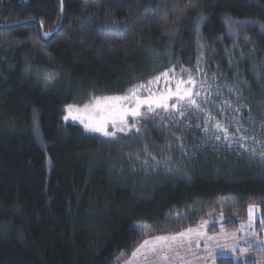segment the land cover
I'll use <instances>...</instances> for the list:
<instances>
[{
    "label": "trees",
    "instance_id": "16d2710c",
    "mask_svg": "<svg viewBox=\"0 0 264 264\" xmlns=\"http://www.w3.org/2000/svg\"><path fill=\"white\" fill-rule=\"evenodd\" d=\"M60 4L49 40L16 25L50 33ZM170 68L199 107L117 141L63 121ZM249 205L264 212V0H0V264H115L139 226Z\"/></svg>",
    "mask_w": 264,
    "mask_h": 264
},
{
    "label": "rangeland",
    "instance_id": "374dc122",
    "mask_svg": "<svg viewBox=\"0 0 264 264\" xmlns=\"http://www.w3.org/2000/svg\"><path fill=\"white\" fill-rule=\"evenodd\" d=\"M239 32H242V30H239ZM165 72L168 73L167 77L160 74L142 82L141 84H137L134 87L139 85L144 86L137 93L140 99L151 98L156 100L161 96L168 97L170 95V98L166 101L169 107L163 109L156 107V105L153 104L152 107L154 111L149 112L148 106L143 105L140 109L142 115L139 117L129 116L127 118L128 127L125 128L123 132L113 129L111 124L108 125V131H115V136H104L100 132L86 131L84 125L79 119H72V115H77V113L73 111V113L70 114L68 112V107L63 111V121L65 123L79 125L86 134L98 136L107 141H117L129 135H134L136 132L140 131L142 127L141 124L148 123V121L151 120H161L166 116L174 115V112H179L181 107H184V100H188L187 98L179 100L176 88L177 83L181 80L184 81V83L180 86V94H183L185 90L190 91L192 88L193 85L186 82L188 77L183 76L185 71L182 69L173 71L170 68L163 73ZM156 77H160V79L157 81ZM149 81L152 83H149ZM128 91L129 89L126 90V93ZM92 98L93 97H91V99ZM91 99L78 106L73 105L74 109H83L84 105L88 104ZM134 104L135 101L126 106L132 107ZM174 104L176 105L175 108L172 107ZM66 116L68 119H65ZM116 155L121 156V153L118 152ZM228 205V202H223L221 207L224 208ZM252 206L254 207L251 216L248 207L246 216L243 219L232 218L231 215H227V213L223 212L221 209L217 213L206 216L197 222L195 226L171 234L152 236L147 233V227L139 226V229L142 230L145 237H143V240L128 254L117 257L115 264H216V261L221 258H230L237 264H264V250L258 247L255 243L257 241L264 242V212L262 213L259 206ZM188 229H194L195 231L188 233L183 238H178L175 242H171L172 247L170 249H164V253H166L168 257L166 260L160 259L158 256L150 253H146L143 249L137 253L135 257L132 255L133 251L145 240L151 242L157 236H174L180 232L187 233ZM149 247H151V244ZM240 249H245V251L241 252ZM146 256L147 259L145 258Z\"/></svg>",
    "mask_w": 264,
    "mask_h": 264
},
{
    "label": "snow or ice",
    "instance_id": "6c2138e0",
    "mask_svg": "<svg viewBox=\"0 0 264 264\" xmlns=\"http://www.w3.org/2000/svg\"><path fill=\"white\" fill-rule=\"evenodd\" d=\"M175 8V6H174ZM179 12H183V9H175ZM205 18L201 16L199 20L197 21V28H199L200 21H203ZM47 35V33H45ZM25 71H28V69H25ZM164 77L168 76V73H162L161 74ZM54 77L52 74H45L44 79L45 81H50ZM160 77H156V80L158 81ZM191 80H189V83ZM149 83H152L149 81ZM184 83V81H179L176 85L177 88V96L179 100H184L185 97L188 98V104L190 105H196V101L191 98V95L189 91L185 90L183 94H180V86ZM143 85H139L137 87H134L132 89H129V91L123 95V96H103V97H93L91 101L88 104H85L83 109L75 108L73 105H68V112L70 114L75 111L77 115H72V119H79L80 122L84 125V128L86 131L91 132H100L104 136H115V131H108V125L111 124L113 129L119 130L123 132L125 128L128 127V117H139L142 115L140 109L143 105L148 106V111L152 112L153 104L156 105V107H160L163 109H167L169 106L167 104V99L170 98V95L168 97L161 96L160 98L153 100L151 98L148 99H140V97L137 95L138 91L143 88ZM198 95V93H197ZM135 101L134 106L128 107L126 105L132 104V102ZM199 107L198 105H196ZM173 108L176 107V105H172ZM187 107V105H185ZM180 116H184V112L180 111ZM65 119H68L66 116ZM217 127H221L219 124H217ZM225 131H227L225 129ZM252 205H249V214L251 216V213L253 211ZM194 229H188L187 233L180 232L177 233L174 236H157L154 238L153 241L145 240L143 243L133 251V257L137 255L142 249L146 251V253H150L152 255L158 256L160 259H168L166 253H164L165 248H171L172 243L177 241L178 238L185 237L188 233L194 232ZM258 247H260L262 250H264V242L257 241L255 242ZM151 244V247L149 245ZM241 252H244L245 249H240ZM147 259V256L145 257Z\"/></svg>",
    "mask_w": 264,
    "mask_h": 264
},
{
    "label": "water",
    "instance_id": "95a60500",
    "mask_svg": "<svg viewBox=\"0 0 264 264\" xmlns=\"http://www.w3.org/2000/svg\"><path fill=\"white\" fill-rule=\"evenodd\" d=\"M90 1H97V0H90ZM61 18H62V8H61V4H60V18H59V21H58L56 27L54 28V30L52 32H50V33H47V35H45V32L43 31V28H42L41 24L39 22L34 21V20L24 21V22L18 23L16 25L18 26V25H25L27 23H36L39 26L41 39L46 41V40H49L50 37L53 35V33L59 28V25L61 23Z\"/></svg>",
    "mask_w": 264,
    "mask_h": 264
}]
</instances>
